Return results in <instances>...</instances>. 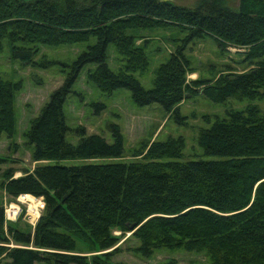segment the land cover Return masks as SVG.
<instances>
[{"label":"trees","instance_id":"16d2710c","mask_svg":"<svg viewBox=\"0 0 264 264\" xmlns=\"http://www.w3.org/2000/svg\"><path fill=\"white\" fill-rule=\"evenodd\" d=\"M175 27L187 36L184 44L211 37L222 52L237 49L251 68L242 74H221L215 80L188 81L189 63L182 48L155 73L145 90L135 73L147 61L134 48L126 30L136 27ZM71 66L63 85L55 90L30 123L26 142L35 161L110 160L80 166L43 165L14 177L3 171L2 188L13 200L32 195L44 200L34 233L5 220L0 205V260L5 264L91 263L75 251V239L108 250L118 241L113 230L132 233L138 252L186 247L206 255L208 264H264V112L260 106L228 111L201 129L197 143L205 159L184 160L182 138L142 144L134 151L140 160L125 162L123 139L112 127L114 142L98 135L81 136L74 145L64 114L66 98L80 71L102 93L125 89L133 102L159 105L180 125L178 105L189 95H204L217 104L229 99L264 103V0H238L235 8L217 0L195 7L169 0H0V50L8 42L11 58L32 62L36 45L58 46L88 42ZM28 45L32 47H28ZM114 46L128 56L122 71H112L107 50ZM129 61V62H127ZM20 84L0 77V135L14 133L13 98ZM7 159L0 157V166ZM20 219V217H19ZM134 225L135 231H129ZM34 249L7 247L8 237ZM166 264H173L166 263Z\"/></svg>","mask_w":264,"mask_h":264},{"label":"rangeland","instance_id":"374dc122","mask_svg":"<svg viewBox=\"0 0 264 264\" xmlns=\"http://www.w3.org/2000/svg\"><path fill=\"white\" fill-rule=\"evenodd\" d=\"M34 1V0H28ZM176 4L195 7L204 0H169ZM219 3L235 8L238 0H217ZM126 38L130 37L134 48H140L146 61L145 71L135 73L141 86L145 90L153 87V79L158 69L168 62L170 58L182 48V53L189 63L186 73L188 81L215 80L221 74H242L251 66L245 61L244 55L237 49H228L222 52L215 40L204 36L193 39L184 44L187 36L175 27H136L135 30L127 29ZM94 43L93 38L88 42L76 44H60L58 46L36 45L32 62L24 63L11 58L8 42H4L0 50V77L4 81L20 84L14 94L13 110L15 129L11 135H0V157L7 159V163L0 166V205L8 214L14 206L21 209L20 219L14 222L19 230L34 233L38 216L33 213V204L40 198L34 197L32 201H20L9 197L2 188L4 183L3 171L12 169L15 176H22L24 172H32L35 167L45 165L80 166L85 163H103L110 160L89 161H35L33 149L26 142V134L30 123L35 119L43 107L48 103L51 94L60 88L77 57ZM28 47H32L28 45ZM107 63L114 71H122L128 56L118 53L114 46L107 50ZM129 62V61H127ZM94 65H86L72 87V92L66 98L64 114L69 131L65 140L76 145L81 136L79 129L85 131V136L98 135L109 144L114 142L112 127H118L123 139L122 161H137L134 151L142 144L164 142L168 138H182L184 141V160L197 158L205 159L198 146L197 136L201 129L209 127L216 118L226 117L228 111L244 110L248 105L260 106L264 112V103L237 101L229 99L224 104H217L200 94L194 97L187 95L178 105L181 117L185 118L184 125L178 124L174 116L164 112L157 104L144 107L137 106L129 91L119 89L113 93L105 94L88 80V71H94ZM43 203L44 200L42 199ZM33 203V204H32ZM11 207V209H9ZM30 212V215H29ZM35 214V213H33ZM29 215V216H28ZM7 216V215H6ZM6 220V219H5ZM7 221V220H6ZM136 229L132 230L134 232ZM113 236L118 238L115 246L108 250H100L94 243H85L75 239V251L71 254L82 256L91 263L92 259H105L104 255L110 254V264H208L209 260L204 253L190 251L186 247H172L154 250L148 256L138 252L140 243L132 233L121 234L113 230ZM9 249L26 248L34 249L32 244L22 245L15 243L7 235ZM8 260L1 257L0 264Z\"/></svg>","mask_w":264,"mask_h":264},{"label":"built area","instance_id":"2783aa9c","mask_svg":"<svg viewBox=\"0 0 264 264\" xmlns=\"http://www.w3.org/2000/svg\"><path fill=\"white\" fill-rule=\"evenodd\" d=\"M25 196H27V195H20V196H18L16 198V200L18 199L20 201H24V200H26V199H23V197H25ZM32 198H33V200H35L34 197H32ZM33 206H34L33 207V210H34V213L35 214L32 213V209H31V214L38 216L39 210H42L43 211V209H44V203L42 201V198H40L38 201L36 200V203L33 204ZM9 209H11V207H9ZM5 212H6L5 219L7 221H9V222H14L15 220L19 219L20 215L22 214L21 209H19L18 206H14L13 209H12V212H10L9 214L7 213L8 210H6ZM29 215H30V212H29Z\"/></svg>","mask_w":264,"mask_h":264},{"label":"bare ground","instance_id":"6f19581e","mask_svg":"<svg viewBox=\"0 0 264 264\" xmlns=\"http://www.w3.org/2000/svg\"><path fill=\"white\" fill-rule=\"evenodd\" d=\"M23 199H26L27 201H32L33 200V198L31 197V196H29V195H27V196H25V197H23ZM25 201V200H24ZM33 204V203H32ZM33 206V205H32ZM33 213H34V210H33Z\"/></svg>","mask_w":264,"mask_h":264},{"label":"water","instance_id":"95a60500","mask_svg":"<svg viewBox=\"0 0 264 264\" xmlns=\"http://www.w3.org/2000/svg\"><path fill=\"white\" fill-rule=\"evenodd\" d=\"M128 229H129V231H132V230H134V229H135V226H134V225H132V226H130Z\"/></svg>","mask_w":264,"mask_h":264},{"label":"crops","instance_id":"0c3cea01","mask_svg":"<svg viewBox=\"0 0 264 264\" xmlns=\"http://www.w3.org/2000/svg\"><path fill=\"white\" fill-rule=\"evenodd\" d=\"M15 177H18V176H15Z\"/></svg>","mask_w":264,"mask_h":264}]
</instances>
